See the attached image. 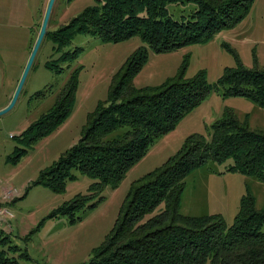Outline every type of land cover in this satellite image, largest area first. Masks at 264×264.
I'll return each mask as SVG.
<instances>
[{
	"label": "trees",
	"instance_id": "1",
	"mask_svg": "<svg viewBox=\"0 0 264 264\" xmlns=\"http://www.w3.org/2000/svg\"><path fill=\"white\" fill-rule=\"evenodd\" d=\"M253 2L96 0L68 26L48 31L44 40L50 39L57 52L71 45L77 35L114 44L139 37L143 44L117 73L108 100L89 115L79 142L42 171L34 184L61 194L77 172L92 180L88 194L64 203L48 219L66 217L70 224L81 221L78 215L95 208L103 200L105 189L116 188L155 140L174 130L211 92L204 73L186 78L187 59L176 77L161 86L134 87L133 80L150 53L207 44L246 18ZM185 3L194 4L196 10L188 17L174 19L168 6ZM81 52V48L63 52L45 66L61 74L59 63H71ZM234 55L237 67L227 68L218 83L224 87V95L246 98L264 108V68H247ZM78 75L75 70L54 106L15 137L17 145L9 161L18 162L70 115ZM209 163H229L228 172L253 176L264 183V132L251 129L248 120L241 121L227 109L223 118L212 124L209 138L188 137L167 162L133 182L114 228L83 264H264V209L257 207L249 190L230 226L219 214L180 213L185 179ZM161 204L163 211L147 218ZM19 251L10 235L0 230V264H19L10 255ZM20 256L29 257L27 253Z\"/></svg>",
	"mask_w": 264,
	"mask_h": 264
},
{
	"label": "rangeland",
	"instance_id": "2",
	"mask_svg": "<svg viewBox=\"0 0 264 264\" xmlns=\"http://www.w3.org/2000/svg\"><path fill=\"white\" fill-rule=\"evenodd\" d=\"M95 2L56 0L48 31L55 32L68 26ZM168 8L176 20L188 17L196 10L192 3L172 4ZM42 19L41 13L36 35L41 29ZM15 28L8 16L0 21L1 33L6 34ZM142 45L139 37L114 44L92 36L77 35L71 45L57 52L56 45L45 39L18 101L12 110L0 116V229L10 231L12 245L20 248L15 255L10 254L16 257L19 264L88 262L94 249L104 243L114 228L133 182L167 162L188 137L198 135L209 138L212 124L221 120L227 109L233 110L241 121L248 120L251 129L264 132V108L246 98L225 96L224 87L218 84L227 68L237 67L234 53L243 66L264 68V0H254L246 18L234 28L219 33L207 44L163 54L150 53L148 61L133 80L134 87L161 86L176 77L187 59L186 78L192 79L204 73L211 92L174 130L155 140L116 188H106L103 200L95 208L78 215L82 217L81 221L70 224L66 217L48 220L49 215L64 203L79 194H88L92 180L77 172L76 179L69 181L61 194L34 184L42 171L79 142L89 115L99 103L108 100L117 73ZM8 47L9 50L4 49L0 40V111L11 103L25 70L22 72L15 49L11 45ZM76 48L82 49L77 59L68 64L59 63L61 74L57 75L45 66L47 62L56 61L63 52ZM75 70L79 71L78 86L70 115L55 131L37 141L18 162L9 161L17 145L15 137L54 106ZM228 164L209 163L185 179L181 214H219L230 226L248 190L255 197L257 207L264 209V183L253 176L228 172ZM163 209L164 204H161L147 218ZM24 253L29 257L20 256Z\"/></svg>",
	"mask_w": 264,
	"mask_h": 264
},
{
	"label": "crops",
	"instance_id": "3",
	"mask_svg": "<svg viewBox=\"0 0 264 264\" xmlns=\"http://www.w3.org/2000/svg\"><path fill=\"white\" fill-rule=\"evenodd\" d=\"M48 2L49 0H0V21L4 16H8L11 22L16 25L14 31L6 34L0 32V40H2L3 48L6 46L4 49L8 48L9 50V45L15 49L18 59H20L22 72L39 35V33L36 35V29L40 14L42 13L44 18ZM5 55L4 53L3 56ZM45 223L43 222V224ZM0 230L8 232L6 234L10 232L4 229Z\"/></svg>",
	"mask_w": 264,
	"mask_h": 264
},
{
	"label": "water",
	"instance_id": "4",
	"mask_svg": "<svg viewBox=\"0 0 264 264\" xmlns=\"http://www.w3.org/2000/svg\"><path fill=\"white\" fill-rule=\"evenodd\" d=\"M55 2H56V0H49V2H48L39 35H38L37 40L35 42V45L32 49V52L30 54V57L28 59L25 70L21 76L18 87L15 90V93L12 97L11 103L6 108H4L0 111V116L4 115V114L8 113L10 110H12V108L14 107L16 102L18 101L21 92L23 91L27 77H28L33 65H34L35 59L39 53V50H40L41 45L43 43V40L48 33V26H49V22H50V18H51L52 12H53Z\"/></svg>",
	"mask_w": 264,
	"mask_h": 264
}]
</instances>
